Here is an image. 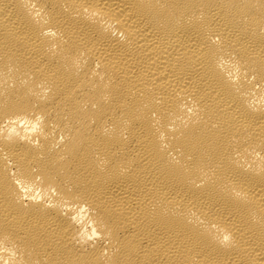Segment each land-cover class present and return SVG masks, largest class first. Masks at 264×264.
I'll return each instance as SVG.
<instances>
[{"label": "bare ground", "instance_id": "6f19581e", "mask_svg": "<svg viewBox=\"0 0 264 264\" xmlns=\"http://www.w3.org/2000/svg\"><path fill=\"white\" fill-rule=\"evenodd\" d=\"M0 264H264V0H0Z\"/></svg>", "mask_w": 264, "mask_h": 264}]
</instances>
